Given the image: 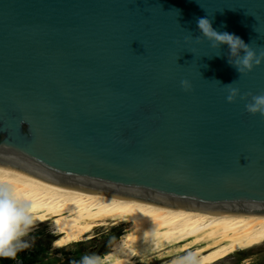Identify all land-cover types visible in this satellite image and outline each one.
<instances>
[{
    "label": "water",
    "instance_id": "1",
    "mask_svg": "<svg viewBox=\"0 0 264 264\" xmlns=\"http://www.w3.org/2000/svg\"><path fill=\"white\" fill-rule=\"evenodd\" d=\"M264 46V0H0V169L174 211L264 217V94L201 36ZM194 37V38H193ZM192 87L185 91L181 81ZM221 83H220V82Z\"/></svg>",
    "mask_w": 264,
    "mask_h": 264
},
{
    "label": "bare ground",
    "instance_id": "2",
    "mask_svg": "<svg viewBox=\"0 0 264 264\" xmlns=\"http://www.w3.org/2000/svg\"><path fill=\"white\" fill-rule=\"evenodd\" d=\"M0 181L15 184L35 205L37 224H48L55 248L92 238L91 232L108 225L109 219L113 226L126 223L124 234L100 256L103 264H149L169 258L160 264H172L188 252H197L204 264H216L264 243V217L174 211L58 187L5 169H0ZM153 229L155 243L145 241L144 232Z\"/></svg>",
    "mask_w": 264,
    "mask_h": 264
},
{
    "label": "clouds",
    "instance_id": "3",
    "mask_svg": "<svg viewBox=\"0 0 264 264\" xmlns=\"http://www.w3.org/2000/svg\"><path fill=\"white\" fill-rule=\"evenodd\" d=\"M197 26L202 35L193 38L197 41L206 40L218 50L216 56L221 55L222 45L228 46V63L236 69L239 76L248 75L256 67L264 64V46H258V51L252 43H246L235 34L217 31L213 27L212 20L207 17L198 18ZM235 83L236 81L222 84L228 92L227 101L235 103L238 98L248 100L251 97L245 105L246 111L252 115H264V94L251 92L242 94L241 90L234 86ZM181 85L185 91L191 90L192 85L188 80L181 81ZM34 212L35 205L21 195L15 184L0 181V259L16 260L20 252L31 247L30 236L37 228L38 219ZM150 238L155 243L157 233L154 229L144 232L145 241ZM124 247H128L127 243ZM76 264H103V261L95 254H84ZM172 264H204V262L197 252H188L174 260Z\"/></svg>",
    "mask_w": 264,
    "mask_h": 264
},
{
    "label": "rangeland",
    "instance_id": "4",
    "mask_svg": "<svg viewBox=\"0 0 264 264\" xmlns=\"http://www.w3.org/2000/svg\"><path fill=\"white\" fill-rule=\"evenodd\" d=\"M108 221V225H102L91 232L94 235L93 237H95L94 239L72 243L62 248H55L53 244L55 235L50 233V228L47 223L37 224L36 230L33 231L30 236L31 247L20 252L17 258L21 256L25 264H76L84 254H95L100 257L104 251L108 252L111 250L115 242L114 240L121 234H124V229L128 227L126 223L113 226L112 219ZM109 239L112 243L111 248L104 250L106 249L105 247L110 244V242L108 243ZM140 258L143 260L146 259V257L142 256H140ZM16 260L0 259V264H15ZM169 260H172V258L166 259L165 261ZM165 261L157 260L149 264H160ZM143 262L144 261H141L140 263ZM245 262H247V264H264V243L245 252L233 254L225 261L216 264H241Z\"/></svg>",
    "mask_w": 264,
    "mask_h": 264
},
{
    "label": "flooded vegetation",
    "instance_id": "5",
    "mask_svg": "<svg viewBox=\"0 0 264 264\" xmlns=\"http://www.w3.org/2000/svg\"><path fill=\"white\" fill-rule=\"evenodd\" d=\"M92 238L94 239L95 237H92ZM92 238H90V239H92ZM115 240H116V239H115ZM115 240H114V241H115ZM114 241H113V242H114ZM109 242H110V244H108V245L106 244L107 246L105 247L106 249H104V250H107V248H109V249L111 248L112 243H111V240H110V239L108 240V243H109ZM98 247H99V246H98ZM27 252H28V251H27ZM105 253H106V251H104V252L102 253V255L105 254ZM23 260H24V259H23ZM24 264H25V263H24Z\"/></svg>",
    "mask_w": 264,
    "mask_h": 264
},
{
    "label": "built area",
    "instance_id": "6",
    "mask_svg": "<svg viewBox=\"0 0 264 264\" xmlns=\"http://www.w3.org/2000/svg\"><path fill=\"white\" fill-rule=\"evenodd\" d=\"M15 264H24V260H23V258H22L21 256H19V257L17 258V260L15 261Z\"/></svg>",
    "mask_w": 264,
    "mask_h": 264
}]
</instances>
